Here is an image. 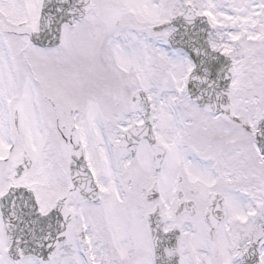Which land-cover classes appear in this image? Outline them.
<instances>
[{"label":"snow or ice","instance_id":"1","mask_svg":"<svg viewBox=\"0 0 264 264\" xmlns=\"http://www.w3.org/2000/svg\"><path fill=\"white\" fill-rule=\"evenodd\" d=\"M0 264H264V0H0Z\"/></svg>","mask_w":264,"mask_h":264}]
</instances>
